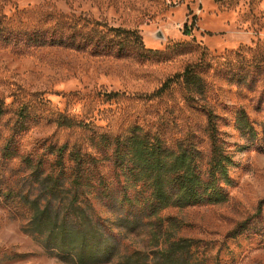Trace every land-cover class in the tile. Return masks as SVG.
Here are the masks:
<instances>
[{
  "label": "trees",
  "instance_id": "16d2710c",
  "mask_svg": "<svg viewBox=\"0 0 264 264\" xmlns=\"http://www.w3.org/2000/svg\"><path fill=\"white\" fill-rule=\"evenodd\" d=\"M0 42L13 47L20 43L59 47L138 63L159 61V54L146 49L137 32L83 15L54 14L49 22L26 32L1 16ZM188 52L190 49L183 47L175 50L174 56ZM231 55L245 60L242 51ZM245 61L247 64L228 71L232 72L229 82L246 84L250 71L264 69V46ZM220 62L228 63L226 56L213 57L204 49L197 63L185 66L151 94L136 96L151 102L169 96L180 86L185 105L205 120L203 132L209 152L204 165L191 135L169 146L145 122H131L125 128L111 123L100 126L93 120L59 112L44 99L16 107L0 101V206L23 219V232L65 264H222L217 242L182 237V224L160 215L170 208L227 201L224 186L230 184L232 161L219 134L218 116L208 105L212 94L208 70L216 71ZM121 96L110 92L103 98L112 101ZM234 118L237 130L255 137L242 109ZM41 125H52L55 132L36 140L30 148L23 147L22 137ZM60 132L65 134L62 140L57 137ZM105 167L108 172H104ZM98 204L112 219L97 211ZM263 212L264 199L258 202L253 217L238 223L224 241L247 234L258 240L257 246L264 247V228L251 226ZM144 228V249H120L123 238L140 234Z\"/></svg>",
  "mask_w": 264,
  "mask_h": 264
},
{
  "label": "rangeland",
  "instance_id": "374dc122",
  "mask_svg": "<svg viewBox=\"0 0 264 264\" xmlns=\"http://www.w3.org/2000/svg\"><path fill=\"white\" fill-rule=\"evenodd\" d=\"M54 14L83 15L111 27L133 30L146 49L159 54V61L138 63L59 47L22 43L13 47L0 42V101L16 107L44 99L59 112L93 120L100 126L111 123L125 128L131 122H145L169 146L191 135L202 152L203 165L209 152L203 132L205 120L185 105L180 86L169 96L151 102L136 96L151 94L185 66L197 63L204 49L213 57L226 56L228 63L220 62L216 71L208 70L212 84L208 105L218 116L219 134L232 161L230 184L224 186L227 201L170 208L160 215L181 223L182 237L217 242L222 264H264V247L257 246L256 238L244 234L224 241L238 223L253 217L258 202L264 199V69L250 71V78L244 80L249 85L228 81L230 69L247 64L245 60L253 51L264 46V0H0V17L10 19L13 27L23 32L44 25ZM183 47L190 52L174 56L175 50ZM238 51H242L244 61L231 55ZM236 73L245 76L243 71ZM110 92L122 96L106 101L103 95ZM238 109L245 112L255 137L236 129ZM54 132L52 125L33 127L22 137L23 147L30 148ZM64 135L57 133L60 140ZM103 170L108 172V167ZM96 209L112 219L102 205ZM24 225L23 219L0 206V264H65L24 233ZM251 226L264 228V212ZM145 231L123 238L120 249H144Z\"/></svg>",
  "mask_w": 264,
  "mask_h": 264
}]
</instances>
